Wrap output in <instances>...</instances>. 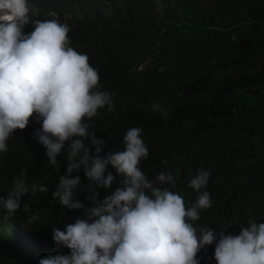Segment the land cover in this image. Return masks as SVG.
I'll return each instance as SVG.
<instances>
[{"label": "trees", "instance_id": "obj_1", "mask_svg": "<svg viewBox=\"0 0 264 264\" xmlns=\"http://www.w3.org/2000/svg\"><path fill=\"white\" fill-rule=\"evenodd\" d=\"M81 1L77 15L69 0H30L29 16L52 19L71 10L65 21L70 46L90 55L100 69V91L114 94L112 109L87 121L107 141L105 151L123 150L126 131L140 127L149 151L141 170L152 180L171 171L176 183L165 187L178 191L189 207L198 196L187 186L190 178L199 169L210 173L202 191L212 206L200 210L194 224L222 230L256 219L264 210V0ZM153 103L167 115L154 112ZM39 128L33 117L0 153V197L7 198L24 169L29 183L49 188L23 196L11 216L0 205V264H38L57 251L68 254L57 250L53 229L84 218L83 210L69 211L52 198L67 161L61 153L54 173L34 138ZM76 174L82 183L75 197L91 207L85 198L89 181L83 169ZM99 191L102 199L105 190Z\"/></svg>", "mask_w": 264, "mask_h": 264}, {"label": "clouds", "instance_id": "obj_2", "mask_svg": "<svg viewBox=\"0 0 264 264\" xmlns=\"http://www.w3.org/2000/svg\"><path fill=\"white\" fill-rule=\"evenodd\" d=\"M69 6L82 14L78 0H69ZM31 9L30 0H0V153L8 151L9 138L34 117L40 124L34 138L45 148L54 173L59 172L61 153L67 161L52 198L69 211L84 213L63 230L53 229L57 250L66 248L68 254L57 251L38 264H264V210L237 227L201 228L193 222L200 219V210L212 206L210 194L202 191L208 171L199 169L190 178L187 186L198 196L189 207L178 191L165 187L176 183L171 171H160L152 180L141 170L149 151L140 127L126 131L123 150L105 151L107 141L98 139L87 121L100 109L110 111L114 94L100 91V69L90 55L70 46L65 21L71 10L33 20ZM152 110L167 115L159 103ZM167 163L161 161L165 167ZM81 169L89 181L85 198L91 207L75 197ZM26 178L27 170H21L7 198L0 197L8 216L20 209L29 192H49L46 185ZM100 189L106 193L102 199ZM23 211H29L27 204Z\"/></svg>", "mask_w": 264, "mask_h": 264}]
</instances>
